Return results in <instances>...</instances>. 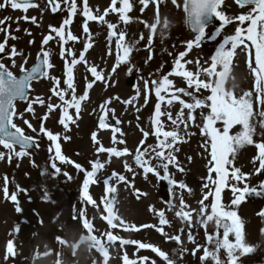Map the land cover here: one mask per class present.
<instances>
[{
    "label": "rangeland",
    "instance_id": "1",
    "mask_svg": "<svg viewBox=\"0 0 264 264\" xmlns=\"http://www.w3.org/2000/svg\"><path fill=\"white\" fill-rule=\"evenodd\" d=\"M3 2V0H0ZM71 2V0H69ZM132 9L127 15L130 17L128 23L120 20L119 12H111V0H88V7L93 15H103L105 11L108 14L104 17L108 23L117 26L116 31H123L125 34V43L132 44L134 47L129 53L127 61H121L117 65L118 50L115 47V37L109 41V32L107 23L99 20H88L89 32L84 33L83 25L86 17L83 16V0H76L77 13L70 17L71 23L65 25V38L71 32L77 37L75 41H68L63 45L65 55L70 48L78 59L81 53H84L86 63L82 62L74 67V83L77 95H83L87 83H92L93 87L87 89L88 99L81 102V110L77 117L74 108L69 109L75 123H69V130H65L59 123L61 116L60 109H54L49 113L46 106L34 105L36 115L25 113V119L37 129L32 132L23 124L21 120L16 123L24 128L25 133L34 137L42 146L40 154L29 151V155L24 157L13 156L8 158V151L0 145V152L4 153V158L0 159V264H105L101 253L91 247V242L87 239L90 235H96L103 241H107L106 232L111 231L122 239H134L140 243H151L166 252L173 264H215L211 257L206 261H201L204 249L207 247L210 251L213 246L208 244L207 236H217V229L214 221L208 222L207 226L198 224L197 220L206 219L207 214H211V203L214 201L215 184L207 179L208 168L210 166V149L206 150L204 144L206 137L202 135L203 117L210 112L209 108L196 109L193 115L195 121L189 122L188 132H183L181 125V136L183 142H178V152H175L177 162L184 169L180 172L172 165L169 166V175L174 178L176 183L172 189V199L168 200L163 196L159 185V178L153 174H144L143 169L134 163V150L144 139L141 129L154 132L152 119L155 114V97L152 80L159 81L163 76L168 75L175 67V59L179 53L186 51L188 55L185 60H191V64H185L184 70L192 71L194 74L201 71L204 67H210V57L215 54L216 48L223 42L225 35H233L239 22L233 20L231 24L225 25L221 35L216 37L214 42L211 37L217 28L213 25L206 30V37L201 41L200 47L187 49V42L194 40V37L188 32L186 26V14L183 11V0H149L148 6L144 7L140 0H129ZM60 4V9L52 11V5L48 0H38L34 8L24 12L22 9L14 10L10 6L0 9V20L5 17L11 19L4 25H0L4 31H0V43H4L6 37L7 43L5 50L11 52L14 46L22 56H15L12 59L4 61L5 65L19 75V67L27 59L25 68H30L36 61L38 55L42 53V41L47 35H53L51 28H59L68 14L64 17L60 15L62 6L66 8L63 0H56ZM179 5V6H178ZM120 6L118 0L117 7ZM143 9V10H141ZM226 16L235 17L245 14L249 8H241L234 0H227L220 8ZM159 13L161 23L157 26L153 34L147 25L155 23ZM28 17V19H24ZM35 17V23L32 22ZM167 20L169 27L164 28L163 23ZM245 27L247 24L244 25ZM19 29V30H17ZM163 29V31H161ZM14 37V38H13ZM151 38V43H149ZM91 47L85 51V45ZM43 49L50 52V63L53 68L49 69V75L61 79H66L64 60L58 58L61 51L59 38L55 37L44 45ZM122 56V50L119 51ZM151 57V59H149ZM69 60L71 57L68 58ZM12 60H15L16 67H12ZM251 58L247 52H239L233 57L230 65L225 88L231 90L234 95H241L245 91L253 90L255 76L251 71L249 64ZM199 61V67L197 65ZM184 63V61H181ZM96 66L102 73L103 78L99 81L91 75L88 68ZM115 68V71L112 69ZM131 68V72L129 69ZM220 70L219 67L217 69ZM172 80L170 92H175L177 88H184L193 92L198 98L204 99L211 95L209 89H201L195 92L194 86L188 87L185 78L171 75ZM198 79L208 82L209 78L203 73ZM149 82L147 91L144 89V81ZM52 82L44 78L40 83L33 85L31 97L39 95L44 99L51 97L52 102L61 103L58 97L52 96L50 91ZM66 87V85H62ZM137 89L141 95L137 96ZM186 102H191L190 97H185L182 93H176ZM117 97L119 99H117ZM71 98L69 90L65 97ZM135 98V99H134ZM146 98V99H145ZM170 98V95L169 97ZM106 101H111L108 108L115 110V119L121 121L120 133H116L117 140L123 139L125 144L113 145L112 127L115 125V119L111 113L108 115L110 127L107 129L99 128V117L103 114L100 106ZM126 101H131L126 103ZM210 103V102H209ZM26 103H18V111H23ZM165 104H162V111ZM181 105L178 101H173V105L168 108L173 117L180 111ZM261 106H254V112L258 113ZM187 113V110H185ZM47 115V119L43 117ZM165 125L164 130H172L171 122L166 116L161 117ZM264 118L256 115L254 124L256 131L253 134V143L245 144L239 147L235 152V157L230 154L231 165H226L229 171V183H236L231 179V171L239 168L245 174L246 179L238 184L244 187L256 188L260 193L259 186L264 183V170L257 172L260 161L258 159L259 150L257 143H264V127L261 122ZM43 123L47 130L53 134H59L61 143V153L74 162L80 164L85 170L91 171V164L97 159L104 164L97 175L107 178L113 172L125 175L126 182L115 183L110 181L112 186L117 188L115 194L106 193L105 185L102 180L89 186V194L97 201L99 207L88 204L82 199V188L84 174L78 171L74 164H62L56 161L61 169L60 174H54L51 168L48 148L51 142L47 137L39 132L40 124ZM217 127H223L222 122H217ZM241 130L240 125H236L230 130V135H234ZM96 133L97 140L104 147L115 146L119 150L127 147L133 155L125 157H114L108 153H99V145L92 140V134ZM122 134V135H121ZM64 136L69 139L65 140ZM163 139V137H161ZM156 137L151 134L145 143L155 144ZM19 151V148H16ZM125 161L132 167L133 171L128 172L125 167ZM67 172L71 179H68L63 173ZM163 175V171L160 170ZM213 180H216V174L213 173ZM183 181L185 188L179 187V182ZM204 184L209 188L205 189ZM7 187L8 195H4V189ZM212 192L208 200L204 201L207 205L206 213L199 215V208L204 195ZM16 194L17 200L12 201L11 195ZM137 194H144L145 197L137 198ZM115 195L113 205L114 214L125 222V225H135L136 228L120 226L118 221L117 228L112 229L104 216L103 211L104 197L111 198ZM183 198V211L191 214L193 223L192 235L195 243L187 240L188 224L186 219H182L177 213L181 211L180 198ZM234 198L231 188L225 187L221 192V203L226 210L236 211L243 224L244 240L247 246L252 247L251 253L241 255L236 253L237 264H264V196L252 193L246 195L245 199L238 205H232ZM19 207L20 211H17ZM84 211V217L79 216L80 211ZM164 213V218L168 224L160 225L159 213ZM88 219L92 225V232L83 228V220ZM142 225H152L144 228ZM157 227L163 228L168 236L180 235L181 242L178 244L174 240L168 239ZM138 229V230H136ZM183 229V231H181ZM222 239L223 234L218 233ZM84 237L85 239H81ZM231 242L235 241L234 235L230 234ZM13 243V253L8 254L7 244ZM63 241V243L61 242ZM109 256L107 264H123V257L127 255L129 259H136L138 264H151L153 260L156 264H166L162 258L157 256L151 249H138V245H120V240L108 248ZM142 257H148L146 262H141ZM219 257L227 262L226 250L221 249Z\"/></svg>",
    "mask_w": 264,
    "mask_h": 264
},
{
    "label": "snow or ice",
    "instance_id": "2",
    "mask_svg": "<svg viewBox=\"0 0 264 264\" xmlns=\"http://www.w3.org/2000/svg\"><path fill=\"white\" fill-rule=\"evenodd\" d=\"M68 12L69 17L77 13L76 0H63ZM173 4L176 0H172ZM52 4V11L56 12L60 9V4L55 3L54 0H49ZM118 0H111V12H119L120 20L124 23H128L130 17L127 15L132 9V4L129 0H120V6L117 7ZM140 3L147 7L149 0H140ZM223 0H183V11L186 14V23L191 27L192 32L196 33L194 40L187 42V49L191 50L194 46L199 48L201 41L206 37V29L209 27L213 18L220 22V26L215 29L212 35V39L215 40L216 37L221 35V31L225 25L231 24L233 20L239 22V25L235 28L233 35H225L223 42L215 50V54L210 57V67H204L201 71H197L195 74L192 71L184 70L185 64H191V60H185L188 55L186 51L179 53L177 59H175V67L168 75H165L160 79L152 80L151 84L154 86L155 97L157 102L155 103V114L152 119V124L154 126V132L149 129L143 132V137L140 141V145L134 150V163L139 168L143 169L144 174L153 173L159 179L165 180L169 185H174L176 181L173 177L169 175V166L177 168L180 172L184 169L180 167L175 156V152L179 151L177 147L178 142H183V137L181 136V125H183V132L186 135L192 133L188 132L189 122L195 121L196 117L193 115L196 109L209 108L210 112L203 117V127L201 128V133L206 137V142L203 145L206 150L210 149V166L208 168L209 181L215 184L214 189V201L211 203V214L206 215V219L197 220L198 224H203L207 226L208 222L214 221L217 236L208 235V244L212 245L214 250L210 251L207 247L204 249V254L200 258L201 261L208 260L211 257L215 264H237L236 253L239 252L241 255L251 253L253 251L252 247L247 246L244 240L243 234V224L238 217L236 211L226 210L225 206L221 203V192L225 187H230L234 198L231 201L232 205L238 206L246 197L255 193L260 195L261 193L257 191L256 188H249L247 184L244 187H239L238 184L246 179L245 174L241 172L239 168H234L231 171V179L236 183H229V171L226 165H231L232 160L229 159L230 154L235 157V152L239 147H243L245 144L253 143V134L256 131L254 124V117L259 115L264 118V0H237V3L241 8L249 6V10L245 14H241L235 17L226 16L221 8ZM11 7L14 10L22 9L27 12L28 9L34 8L37 5L33 3V0H3L0 2V9L5 7ZM179 6V5H178ZM143 10V9H141ZM108 14L106 10L103 15H93L91 9L88 7V0H83V16L86 17L85 23L83 25L84 33L89 32L88 20H99L103 23H107L109 32V41L115 37V47L118 50L117 54V65L121 61H127L129 53L132 51L134 45L125 43V34L123 31L117 33V26L112 23L105 21L104 17ZM10 17H5L4 20H0V25H4L6 21L10 20ZM28 19V17H24ZM32 22L35 23V17H32ZM71 19H65L63 24L59 28H51V32L55 33V37L59 38L61 44L60 55L64 59V68L66 79L61 81V79L49 75V69L53 68V64L50 63L49 57L50 52L43 49L44 45H48L49 41L53 40L55 37L53 35H47L42 41V55L37 57V63L31 68H25L24 64H27V59L24 60V64L19 67V72L21 75L14 74L0 59V145L8 151L9 160L15 157H24L29 155V150L34 146L38 147L36 140L33 136L25 133L24 128L16 123V120H21L24 125L27 126L32 132H36L37 129L25 119V113H31L33 116L36 115L34 110V105L46 106L49 113L53 112L54 109H60L61 116L59 123L63 125L64 129L69 130V123H75L73 116L70 115L69 109L74 108L77 117L79 116L81 110V102L88 99L87 89L93 87L92 83H87L86 90L83 95H77L76 86L74 83V67L82 62L86 63L84 53H81L79 58L75 57V54L69 48L67 50V55H65V49L63 47L68 41H75L77 37L72 35L71 32L67 34L65 38V25H69ZM161 23L159 18V13H157V18L155 23L150 25L146 24V27L155 34L157 26ZM247 24L245 27L244 25ZM164 28L169 27V22L167 20L163 23ZM19 30V29H17ZM0 31H4L0 28ZM163 31V29L161 30ZM14 38V37H13ZM7 37L4 43H0V53L7 55L5 50V44L7 43ZM149 43H151V38H149ZM91 47L90 44L85 45V51L87 48ZM122 50L123 55L119 54ZM239 52H247L251 58L249 67L254 73L255 80L253 90L245 91L241 95H234L231 90L225 88V82L230 71V65L232 63L233 57ZM22 56L23 54L18 52L13 46L11 48V57ZM71 57L69 60L68 58ZM151 59V57H149ZM181 61H184L182 63ZM199 67V61H197ZM12 67H16L15 60H12ZM219 67V71L217 70ZM95 80L99 81L103 78L101 72L97 70L96 66H91L88 68ZM115 71V68L112 69ZM131 72V68L129 69ZM203 73L209 78L208 82L198 79V77ZM175 75L185 78L188 87L192 88L194 86L195 92H200L201 89H209L211 95L206 96L204 99L198 98L193 92H190L184 88H177L175 92H170L172 86V80L169 76ZM38 78H47L52 84L50 91L52 96L58 97L61 103L57 104L52 102L51 97L47 100L40 97L39 95L34 98H30V90L32 87V81ZM66 85V87L62 86ZM149 88V82L144 81V89L147 91ZM71 92V98L66 99L68 92ZM176 93H182L185 97H190L191 102H186L181 99ZM141 92L137 89V96H140ZM170 95V98H168ZM117 99H119L117 97ZM135 99V98H134ZM146 99V98H145ZM17 101L26 102V107L23 111H18ZM173 101H178L181 105L180 111L173 117L171 111L168 110L170 106L173 105ZM131 101H126L130 103ZM210 102V103H209ZM111 101H106L105 104L100 106L101 112L103 113L99 117V128L107 129L110 127L108 122V115L111 113L112 117L115 119V110L108 108L107 105ZM162 104H165V108L162 111ZM261 106V110L256 113L254 112L255 105ZM187 110V113L185 112ZM162 116H166L167 120L171 122L172 130H164L165 125L161 120ZM47 119V115L43 117ZM222 122V129L217 127V122ZM121 121L115 119V125L112 127V142L113 145H123L125 141L123 139L117 140L116 133H120ZM240 125L241 130L237 131L234 135H230V130L234 126ZM261 127H264V121L261 122ZM39 132L45 135L48 141L51 142V146L48 148L49 153L53 152L54 155L50 156L51 168L54 169V174H60L61 169L57 166L56 161L62 164H74L67 156L61 153V143L59 134H53L52 131L47 130L43 123L40 124ZM156 137V143H145L150 135ZM122 135V134H121ZM163 137V139H161ZM64 139H69L68 136H64ZM92 140L99 145L97 151L99 153H108L110 156L114 157H125L128 155H133L127 147L119 150L117 147H104L97 140L96 133L92 134ZM19 146V151L16 150ZM256 148L259 150L258 159L260 161L259 168L264 170V143H257ZM4 158V153L0 152V159ZM75 168L84 174L83 188H82V199L88 204L99 207L97 201L89 194V186L91 184L97 183L98 180H102L106 188V193L115 194L117 188L110 184V181H115V183L126 182L125 175H120L113 172L111 176L104 178L103 176H98L97 173L104 168V164L97 159L91 164V171L85 170L80 164H74ZM124 167L128 172H132V167L127 161L124 163ZM160 170L163 171V175L160 174ZM213 173L216 174L217 179L213 180ZM68 179L71 176L67 172L63 173ZM179 187L181 189L185 188L186 185L183 181L179 182ZM205 189L209 188L208 184H204ZM259 188L264 190V183H262ZM4 195H8L7 187L4 189ZM213 195L212 192H208L204 195L203 199L199 201L201 207L199 208V215H204L206 213L207 205L204 201L208 200L209 196ZM104 208L103 211L107 213L104 219L107 224L112 228H117V223L120 226L135 229V225H125V222L120 219V217L114 214L113 205L115 203V195L111 198L105 196L104 198ZM11 200L16 201V194L11 195ZM181 211L177 213L182 219L187 220L188 224V235L187 240L195 243V238L192 235V219L189 212L183 211L184 201L180 198ZM17 211H20L19 207ZM86 213L84 211L79 212L80 217H84ZM160 215V225L168 224L169 222L164 218V213H159ZM260 215L264 216V212ZM141 227L148 228L152 225H142ZM83 228L88 230L89 233L92 232L93 225L88 219L83 220ZM223 229V237L219 238V230ZM138 230V229H136ZM158 232H161L170 240H174L178 244L181 242L180 235L168 236V233L164 231L163 228L157 227ZM183 231V229H181ZM234 235L235 241L231 242L229 237ZM107 241H103L96 235H90L87 239L91 242V247L95 248L97 252L101 253L105 264L108 261V248L114 244L117 240H120V245H138V249H151L153 253L162 258L166 264H173V261L169 259L166 252L162 251L159 247L153 246L151 243H140L134 239H122L117 235H113L111 231L105 233ZM81 239H85L82 237ZM63 243V241H61ZM226 250L227 262L222 261L219 257L220 250ZM8 254L13 253V243L9 241L7 244ZM141 262H146L148 257L140 258ZM123 264H138L136 259H129L127 255L123 257ZM151 264H156L153 260Z\"/></svg>",
    "mask_w": 264,
    "mask_h": 264
},
{
    "label": "water",
    "instance_id": "3",
    "mask_svg": "<svg viewBox=\"0 0 264 264\" xmlns=\"http://www.w3.org/2000/svg\"><path fill=\"white\" fill-rule=\"evenodd\" d=\"M34 1H36V0H33V2ZM224 1V0H223ZM236 2H237V0H235ZM214 22V18H213V21L210 23V25L212 24ZM188 28H189V30L192 32V30H191V27L188 25ZM192 34H194V35H196V33H194V32H192ZM6 57H11V55H9V54H7V55H5V54H3V53H1L0 54V59H4V58H6ZM40 59L42 60L43 59V55H40ZM41 78H38V79H36V80H34V81H39ZM34 81H32V82H34ZM32 150H35V151H39V146L38 147H36V146H34L33 148H32ZM161 186L164 188V190L168 193L169 192V190H170V186L164 181V180H162L161 181ZM221 232H223V229H221Z\"/></svg>",
    "mask_w": 264,
    "mask_h": 264
}]
</instances>
